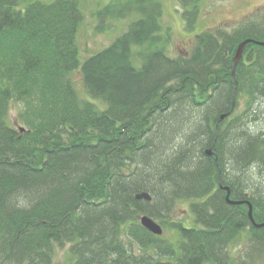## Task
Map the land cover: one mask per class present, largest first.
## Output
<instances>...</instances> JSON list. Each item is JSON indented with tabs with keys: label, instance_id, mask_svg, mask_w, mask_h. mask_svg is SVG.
<instances>
[{
	"label": "trees",
	"instance_id": "1",
	"mask_svg": "<svg viewBox=\"0 0 264 264\" xmlns=\"http://www.w3.org/2000/svg\"><path fill=\"white\" fill-rule=\"evenodd\" d=\"M80 1L0 0V264H254L264 227L220 183L264 223V131L249 125L264 106V17L203 30L171 56L163 0H114L101 15L133 17L129 29L82 59ZM177 1L194 33L203 0ZM75 71L104 108L80 97ZM181 202L192 218L174 221ZM246 230L249 251L232 255Z\"/></svg>",
	"mask_w": 264,
	"mask_h": 264
},
{
	"label": "rangeland",
	"instance_id": "2",
	"mask_svg": "<svg viewBox=\"0 0 264 264\" xmlns=\"http://www.w3.org/2000/svg\"><path fill=\"white\" fill-rule=\"evenodd\" d=\"M113 1L114 0L80 1V8L84 13V21L79 28L77 44L82 59H86L104 48H107L118 36L129 29L133 17L111 19L110 17L101 15L105 7L113 4ZM163 3L165 6L162 18L163 25L166 29H171V41L168 45V53L171 56H177L179 54L187 55L189 51H191L193 37L203 30H210L218 27H225L226 29L232 30L250 21L260 20L264 17V0H203L198 18V27L194 33L189 34L185 30V22L181 15L182 8L178 1L163 0ZM249 43H252L251 40L247 44ZM71 78L80 97L94 101L87 93L83 84L81 72L75 71L71 75ZM94 102L104 108L102 103L98 101ZM240 102L238 113L242 114L244 110L247 109V99L243 97ZM19 107L18 104H13V108L10 112V121L12 125L19 123L23 126L18 118L19 111H22ZM21 108H23V106H21ZM260 108L263 109V111L259 113L258 119L249 123L252 124V126H250L252 131H264V106ZM211 149L213 150L212 147ZM220 184L223 185L222 182ZM222 190L227 196V191L225 189ZM190 205V202L178 203L176 213L173 215V220L180 221L191 219L192 213ZM156 223L161 224L158 221ZM164 235L166 236V231ZM68 246L69 245H66L65 249L57 250V261L64 260L68 257L66 250ZM249 249L250 241L248 231L246 230L235 247L231 249V252L232 255H239L244 251L246 253ZM254 260V264H264V253L262 255L257 254Z\"/></svg>",
	"mask_w": 264,
	"mask_h": 264
},
{
	"label": "water",
	"instance_id": "3",
	"mask_svg": "<svg viewBox=\"0 0 264 264\" xmlns=\"http://www.w3.org/2000/svg\"><path fill=\"white\" fill-rule=\"evenodd\" d=\"M250 40H246V41H243L239 47L237 48V51L235 53V56H234V68H233V75L235 76L236 74V68L239 64V62L241 61L242 59V56H243V51H244V48H245V45L249 42ZM262 46H264V43H260ZM236 82V89H237V86H238V82L237 80H235ZM236 89H235V92H236ZM224 118V116H222L220 119H219V122ZM25 131V128L23 127L22 131L21 132H24ZM214 154L213 150L210 148L208 150H206V155L212 157ZM215 162L218 163V160H217V156H215ZM220 188L222 189H225L227 191V196H226V200L227 202L230 204V205H242V204H247L249 206V217L250 219L252 220L253 222V225L256 227V228H262L264 227V223L258 225L254 222L253 220V216H252V212H253V209H252V205L248 202V201H233L230 199V195H231V191H230V188L227 187V186H222L220 184ZM135 199L136 200H146V201H151L152 200V196L147 193V192H141V193H138L136 196H135ZM141 222L144 226L145 229H147L149 232H151L152 234L154 235H157V236H162L163 233H164V230L163 228L161 227V225L157 224L154 219H150L149 217L145 216V217H142L141 218Z\"/></svg>",
	"mask_w": 264,
	"mask_h": 264
},
{
	"label": "bare ground",
	"instance_id": "4",
	"mask_svg": "<svg viewBox=\"0 0 264 264\" xmlns=\"http://www.w3.org/2000/svg\"><path fill=\"white\" fill-rule=\"evenodd\" d=\"M239 106H240V105H239ZM238 109H239V107L236 108V105H235V102H234L233 105H232L231 111H229L228 113L223 114V115H221V116L219 117V119H220L222 116H224V118H223L220 122H219V119H218V121H217V125H216V131H217V133L219 132V125H220V123H222L226 118H233V117L242 116V114H243L244 112H243L242 114H239V113H238ZM250 122H252V121H250ZM249 125L252 126V124H249ZM14 126H15L16 128H18V129L20 130V132H21L22 129H23V127H22L19 123L14 124ZM25 131H26V129H25ZM21 133H23V132H21ZM138 201H146V200H138ZM151 201H152V200H151ZM151 201H150V202H151ZM146 202H149V201H146ZM145 216L149 217L150 219H153L152 217H150V216H148V215H141V216H139V222H140V224H141L142 227H144V226H143V224H142V222H141V218H142V217H145ZM154 221L157 222V220H155V219H154ZM158 224H159V223H158ZM159 225H161V224H159ZM161 227L163 228L162 225H161Z\"/></svg>",
	"mask_w": 264,
	"mask_h": 264
}]
</instances>
